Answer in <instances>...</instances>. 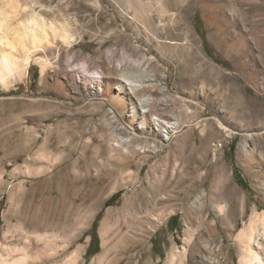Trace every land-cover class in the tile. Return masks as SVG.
<instances>
[{
  "label": "rangeland",
  "instance_id": "374dc122",
  "mask_svg": "<svg viewBox=\"0 0 264 264\" xmlns=\"http://www.w3.org/2000/svg\"><path fill=\"white\" fill-rule=\"evenodd\" d=\"M24 1L69 21L78 39H57L47 78L33 63L26 78L0 85V242L37 225L41 249L81 244L86 264L105 237L121 257L143 238L138 264H167L172 252L176 264H239V231L264 211V0H142L153 4L148 29L123 0ZM122 82L135 93L120 91ZM109 90L127 98L126 111ZM145 107L180 113L181 130L169 140L143 131ZM245 130L252 163L239 156ZM232 188L237 200L216 197ZM22 244L7 238V247Z\"/></svg>",
  "mask_w": 264,
  "mask_h": 264
},
{
  "label": "bare ground",
  "instance_id": "6f19581e",
  "mask_svg": "<svg viewBox=\"0 0 264 264\" xmlns=\"http://www.w3.org/2000/svg\"><path fill=\"white\" fill-rule=\"evenodd\" d=\"M123 1L128 8L135 10L134 14L131 15V19L143 23L148 29L149 24L147 20L153 11L149 9L153 4H150L148 9L142 0ZM40 7V10H36L33 7L31 8L29 3L24 0H0V85L6 89L12 87L16 81H21L26 78L29 75L33 63L41 66L42 78H47L51 69L54 68L50 60V55L56 53L57 39H61L66 46L74 45V42L78 39V34L71 29L69 21L59 23L57 19H49L46 11L47 6L40 4ZM148 10L149 12H147ZM27 11L29 12L25 16L24 13ZM161 11L164 12V9H159L160 13ZM60 14L63 16L68 15L64 10H62ZM13 29L18 30L16 35L13 34L15 37H12L11 31ZM25 37L28 39L27 42L24 40ZM99 76L101 75H95L94 78L97 79ZM126 83L127 82H122L119 86V90L125 91L126 93H135V86L130 84V82V85L127 87ZM93 84L95 85V83ZM104 91V89L96 90V94ZM106 95L117 103L122 112L127 110L126 97L124 98L121 96L119 92H113L111 94L110 90L109 92L106 91L105 96ZM149 111L150 108L148 107L142 110V118L140 117L141 120L139 123L140 129H143V131L148 130L154 132L155 134L161 135L164 140H169L181 130L183 123L180 119V113L175 115L176 117H174L175 119L173 120V118L167 119L155 114L153 115L149 113ZM137 114V111L134 109L131 113V123L136 121L135 119L138 117ZM131 127L136 131V126L134 124ZM252 131L253 130H245L247 136H245L246 139L241 143L239 150V156L246 158L249 163H252L256 158L254 151L250 149L251 145L249 146L248 144V138L252 136ZM260 189L264 193V172ZM216 197H219V199L225 202L232 201L233 199L237 200L238 198L237 191H235L234 188L228 189L223 195ZM211 198L213 199V196H211ZM197 199L199 200L197 208H203L205 202L202 200L201 196L199 195ZM240 205L241 211L244 213V201H241ZM225 209L226 205L223 204H218L215 207L218 215L229 222L228 214L226 215ZM234 209L232 208V212ZM19 226L12 231H6L3 235V241L0 242V250L2 251L0 253V264H86L84 258L85 247L83 245H77L71 253H67L71 243H64L50 250L41 249L40 243L44 241V234L40 232V228L37 225L30 226L29 228H25L22 224L20 227ZM207 226L212 233L214 227H212L211 223H208ZM231 227L234 228V225L232 224ZM189 228H193V224H191ZM189 228L186 230V233L190 232ZM125 236L130 238L131 234H126ZM8 237L18 240L21 239L23 244L21 246L7 247ZM238 238L244 246L242 248L243 251L240 256L239 264H264V211L259 213L257 209H254L253 216L249 223L247 225L245 223V226L240 229ZM126 240L127 239H125V241ZM131 240V245L126 247L127 256L125 257L123 255L121 257L117 254H111V248L108 247L109 240L105 237L103 253L95 256L90 264H138L135 252L133 251L144 239L134 238ZM186 243H189V240H187ZM207 248L211 249L209 245H207ZM13 250L16 252L20 251L19 255L14 256L12 253ZM179 257L180 255L178 256L176 253L172 252L167 264H176L177 261L182 258ZM209 262L213 263L214 260L210 259Z\"/></svg>",
  "mask_w": 264,
  "mask_h": 264
},
{
  "label": "trees",
  "instance_id": "16d2710c",
  "mask_svg": "<svg viewBox=\"0 0 264 264\" xmlns=\"http://www.w3.org/2000/svg\"><path fill=\"white\" fill-rule=\"evenodd\" d=\"M197 21H198V18H197ZM231 147H232V146H231ZM238 181H239V183H240L241 185H243L244 187H247L246 184H245L244 182H242V180L239 179ZM118 195H119V193L114 194V195L110 198V200L115 199ZM110 200H109V201H110ZM174 217H176V216L171 217V219L169 220V222H170ZM173 229H177V226L173 227Z\"/></svg>",
  "mask_w": 264,
  "mask_h": 264
}]
</instances>
